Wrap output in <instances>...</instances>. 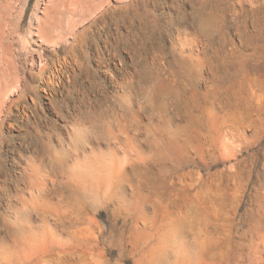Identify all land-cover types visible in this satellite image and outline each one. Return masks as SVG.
<instances>
[{
    "label": "bare ground",
    "instance_id": "6f19581e",
    "mask_svg": "<svg viewBox=\"0 0 264 264\" xmlns=\"http://www.w3.org/2000/svg\"><path fill=\"white\" fill-rule=\"evenodd\" d=\"M31 1L0 0V145L5 143V130L16 116L14 109H21L29 98L33 104L26 107L30 108L31 116L27 117L25 126L32 125L35 134L29 132L25 138L32 139L41 134L43 104L39 94L45 83L48 86L45 92L48 90L50 96L49 108L60 120L69 121V130L66 139L58 141L59 147L53 150L46 165L37 153L31 152L28 157L23 172L26 186L17 195L20 206L14 208L16 218L10 222L15 240L12 251L24 254L20 264H111L108 249L113 254L120 250L121 261L124 243L123 237L116 235V232H122L117 223L121 220L128 224L130 220L137 225L158 213L154 202L166 172L163 155L158 151L159 144L153 142L151 136L154 129L170 134L172 131L167 128L171 125L166 128L155 122L157 126L152 130L144 123L146 110L140 106L139 91L133 87L120 83L122 93L121 90L110 95L105 93L94 99L84 95L79 101H73L75 86L72 81L91 73L94 62L108 65L115 61L114 75L122 72L123 45L134 41V25L141 29L146 27V18L138 7L140 0H36L28 17ZM257 2L250 1L253 5ZM239 6L244 11V3ZM242 23L246 30L240 45L229 48V62L222 61L220 76L224 85H240L247 93L244 96L247 101L249 98L258 101L262 108L259 122L264 126V27L257 23L253 25V31H249L247 20ZM193 37H189L190 41ZM193 41L194 45L202 42L199 35ZM189 51L190 60L185 56L187 59L182 61L180 76L195 89L202 59L195 53L196 47L195 51L192 48ZM47 52L53 55H46ZM48 72L46 79L44 76ZM63 75L67 78L69 94L61 101L58 95L60 82L64 83ZM37 81L39 85H35ZM236 100H239L238 96ZM175 104L179 109L183 107L180 101ZM233 128L239 132L237 114ZM173 136L179 141L177 135ZM238 137L240 135H234V138ZM96 218H108L111 231ZM94 222L98 227L93 226ZM257 231L256 239L249 242V264H264V230L256 228ZM162 247L150 246L144 250L142 262H190L185 256L187 248L182 243L172 244L168 252H163ZM33 254H37L38 259Z\"/></svg>",
    "mask_w": 264,
    "mask_h": 264
},
{
    "label": "rangeland",
    "instance_id": "374dc122",
    "mask_svg": "<svg viewBox=\"0 0 264 264\" xmlns=\"http://www.w3.org/2000/svg\"><path fill=\"white\" fill-rule=\"evenodd\" d=\"M250 1L140 0L138 7L146 18V27L141 29L134 25V41L122 47L119 76L114 75L117 62L108 65L94 62L91 73L72 81L75 86L73 101H79L84 95L94 99L120 92L119 84L124 83L139 91L138 101L145 107L144 116H147L143 118L144 123L152 130L158 122L165 127L171 125L166 127L172 131L170 134L154 129L151 136V140L159 144L158 151L163 155L166 172L154 202L158 213L137 225L130 220L128 224L121 220L117 223L122 232H116V235L123 237L124 255L120 261V250L113 254L108 249L111 264H146L142 262L144 250L158 245L163 246V252H168L167 249L170 250L175 243H182L187 248L188 264L250 263L249 245L258 236L255 229L264 230V126L259 122L262 108L257 100L244 98L247 93L240 85H224L220 76L222 61L228 63L230 49L234 44L240 45L242 33L246 30L242 22L247 20L249 31L257 23L264 27V0H258L255 6ZM35 2L30 3L28 17ZM241 3L245 5L244 11L239 6ZM198 35L202 42L194 45L193 38ZM188 36L194 37L190 41ZM191 48L202 59L195 89L180 76L182 61L190 60L187 54ZM46 55L53 54L47 52ZM48 76L49 72L44 77L48 79ZM64 76L58 95L61 101L69 94ZM45 89H48L46 83L39 94L43 104L41 134L32 139L25 138L29 132L35 134L32 125L25 126L27 117L31 116L30 108L26 107L33 104L29 98L21 109H14L16 116L5 130V143L0 145L1 264H20L24 259V254L12 251L15 240L10 222L16 218L13 213L20 206L17 199L26 186L24 173L28 157L37 153L46 165L53 150L59 147L58 141L65 140L68 134L69 121L60 120L49 108V91L45 92ZM176 101L182 103L181 109L177 108ZM236 114L240 121L238 133L233 128ZM171 134L177 135L179 141H175ZM235 134L240 137L234 138ZM96 221L111 231L108 218H96ZM93 226L98 227L95 222ZM34 258L38 259L37 256Z\"/></svg>",
    "mask_w": 264,
    "mask_h": 264
}]
</instances>
